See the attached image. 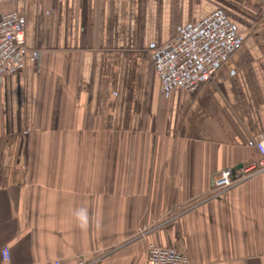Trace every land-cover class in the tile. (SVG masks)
<instances>
[{"label": "crops", "instance_id": "1", "mask_svg": "<svg viewBox=\"0 0 264 264\" xmlns=\"http://www.w3.org/2000/svg\"><path fill=\"white\" fill-rule=\"evenodd\" d=\"M215 9L240 45L195 93H162L150 49ZM11 10L27 53L0 77V264L5 247L11 264H145L149 244L264 264V170L213 189L264 136V0H0Z\"/></svg>", "mask_w": 264, "mask_h": 264}, {"label": "built area", "instance_id": "2", "mask_svg": "<svg viewBox=\"0 0 264 264\" xmlns=\"http://www.w3.org/2000/svg\"><path fill=\"white\" fill-rule=\"evenodd\" d=\"M25 17L11 10L0 17V77L16 74L26 65ZM242 36L221 9H215L201 20L183 28L170 41L150 49V56L162 93L181 88L195 93L210 80L217 69L236 51ZM257 159L243 165L234 175L229 168L213 180L215 195L264 170V136L254 144ZM2 264H11L8 248L1 250ZM49 264H89L76 257ZM145 264H191L189 258L173 247L149 244Z\"/></svg>", "mask_w": 264, "mask_h": 264}, {"label": "water", "instance_id": "3", "mask_svg": "<svg viewBox=\"0 0 264 264\" xmlns=\"http://www.w3.org/2000/svg\"><path fill=\"white\" fill-rule=\"evenodd\" d=\"M241 167H242V165L239 164V165L237 166V168H235V169L233 170V172H234L236 169H239V168H241Z\"/></svg>", "mask_w": 264, "mask_h": 264}]
</instances>
